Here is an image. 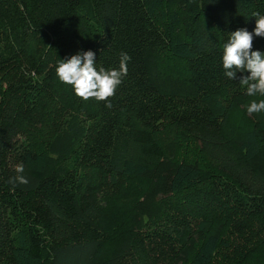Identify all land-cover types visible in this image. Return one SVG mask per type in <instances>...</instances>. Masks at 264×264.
Here are the masks:
<instances>
[{
    "label": "trees",
    "instance_id": "1",
    "mask_svg": "<svg viewBox=\"0 0 264 264\" xmlns=\"http://www.w3.org/2000/svg\"><path fill=\"white\" fill-rule=\"evenodd\" d=\"M253 13L264 0H0V264H264V112L246 111L264 97L220 64ZM88 50L131 57L107 101L55 75Z\"/></svg>",
    "mask_w": 264,
    "mask_h": 264
},
{
    "label": "clouds",
    "instance_id": "2",
    "mask_svg": "<svg viewBox=\"0 0 264 264\" xmlns=\"http://www.w3.org/2000/svg\"><path fill=\"white\" fill-rule=\"evenodd\" d=\"M255 25L251 32L247 28H239L228 33L226 42L222 46L220 64L223 75L232 81L246 87L245 95L249 97H264V52L253 50L254 38H264V15L253 13ZM96 54L91 51H78L73 55L59 59L55 67L58 81L71 86L75 96L84 100L94 98L96 101H107L114 95L122 78L128 71L131 57L121 53L118 68L110 70L98 68ZM111 107V104H107ZM246 111L249 115L264 112V99L252 100ZM17 175L10 183L26 185L29 181L24 175V165H17Z\"/></svg>",
    "mask_w": 264,
    "mask_h": 264
},
{
    "label": "rangeland",
    "instance_id": "3",
    "mask_svg": "<svg viewBox=\"0 0 264 264\" xmlns=\"http://www.w3.org/2000/svg\"><path fill=\"white\" fill-rule=\"evenodd\" d=\"M166 65H169V63H167ZM166 65L164 66V69H168V71L171 73L175 72L174 69L166 68ZM3 90H5V86L0 84V94ZM0 98H1V95H0ZM32 138H33L32 140H33L34 144H36V146L38 148L41 149V148H43V146H45L44 145L45 141H46L45 135L33 136ZM174 138H176V134L169 131V130L162 131L160 134L159 139H160V141H161V143H162V145L165 148L167 153L173 151L174 148L180 144L177 142L174 143L175 142ZM130 198H131L130 194H121L117 198L112 199V201L110 200L111 204L115 205L112 207V210L109 212L110 219H112L114 226L117 223L118 219L121 218V214L125 213L126 209H127V206L124 203H122V201L128 200ZM122 216H124V215H122ZM114 226H112V227H114Z\"/></svg>",
    "mask_w": 264,
    "mask_h": 264
}]
</instances>
